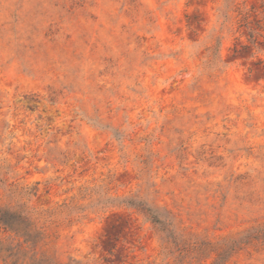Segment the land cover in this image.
<instances>
[{"label": "rangeland", "instance_id": "1", "mask_svg": "<svg viewBox=\"0 0 264 264\" xmlns=\"http://www.w3.org/2000/svg\"><path fill=\"white\" fill-rule=\"evenodd\" d=\"M0 207L48 264H264V0H0Z\"/></svg>", "mask_w": 264, "mask_h": 264}, {"label": "trees", "instance_id": "2", "mask_svg": "<svg viewBox=\"0 0 264 264\" xmlns=\"http://www.w3.org/2000/svg\"><path fill=\"white\" fill-rule=\"evenodd\" d=\"M0 227L14 234L16 238L22 239L17 243L0 240V263L48 264L43 257L37 258L35 246L41 239V233L23 210L0 207ZM25 244H31V249L28 250Z\"/></svg>", "mask_w": 264, "mask_h": 264}]
</instances>
